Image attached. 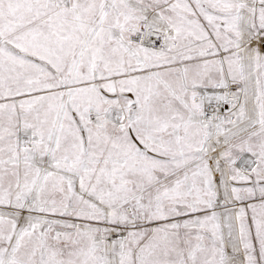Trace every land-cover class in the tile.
Masks as SVG:
<instances>
[{
	"label": "snow or ice",
	"instance_id": "6c2138e0",
	"mask_svg": "<svg viewBox=\"0 0 264 264\" xmlns=\"http://www.w3.org/2000/svg\"><path fill=\"white\" fill-rule=\"evenodd\" d=\"M0 264H264V0H0Z\"/></svg>",
	"mask_w": 264,
	"mask_h": 264
}]
</instances>
